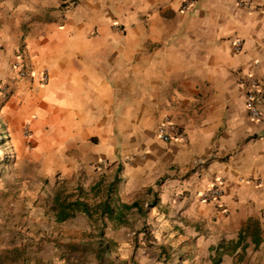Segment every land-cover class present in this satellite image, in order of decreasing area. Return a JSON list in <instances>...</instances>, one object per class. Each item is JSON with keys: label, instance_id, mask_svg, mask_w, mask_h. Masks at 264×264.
<instances>
[{"label": "crops", "instance_id": "crops-1", "mask_svg": "<svg viewBox=\"0 0 264 264\" xmlns=\"http://www.w3.org/2000/svg\"><path fill=\"white\" fill-rule=\"evenodd\" d=\"M182 1L0 0L2 133L49 184L0 189V264L264 261V100L251 120L239 83L264 81V0ZM164 120L185 139L161 141ZM59 186L92 215L58 221Z\"/></svg>", "mask_w": 264, "mask_h": 264}, {"label": "rangeland", "instance_id": "rangeland-1", "mask_svg": "<svg viewBox=\"0 0 264 264\" xmlns=\"http://www.w3.org/2000/svg\"><path fill=\"white\" fill-rule=\"evenodd\" d=\"M19 137V142L16 141L17 139H14L13 142L12 137H8V135H4L2 133V126L0 125V189H7L8 187H12V173L18 175L16 177L18 178V180H15L14 186L16 188L29 187L30 185H34L37 188L41 187V189H44L46 187L48 188L49 184L47 181L44 182L43 179L37 177V179L35 178L36 180L29 178V174L31 175V177L33 173L37 174V172H39V170L41 169V166L37 165V163L34 164L33 160L30 159L32 152L26 145L23 134H20ZM58 192L60 193V196L56 198H58L60 201H66V199L73 200L72 195L67 194L66 191L63 190L62 186H59ZM39 198L41 197H38V199ZM48 201H50V196L42 198V203L46 204ZM86 202L90 207L95 205V201L93 200H87ZM99 218L100 217H98L95 222H92V224H90V227L86 229V236H83L85 239V243H89V235H91L93 231L96 235L104 238L106 227L102 220L99 221ZM93 224L95 225L94 228ZM87 230L89 231V233H87ZM131 230L134 231L136 229L131 228ZM83 251L86 253L85 262H90L91 259L88 258H90L92 248L89 245H85ZM103 264H109L108 260H103ZM231 264H264V261L261 258L255 257L253 259L252 256H249L244 260H234L231 262Z\"/></svg>", "mask_w": 264, "mask_h": 264}, {"label": "built area", "instance_id": "built-area-1", "mask_svg": "<svg viewBox=\"0 0 264 264\" xmlns=\"http://www.w3.org/2000/svg\"><path fill=\"white\" fill-rule=\"evenodd\" d=\"M194 6V0H183L180 10L187 11ZM250 9V5H247ZM234 53H240L242 50V43L240 40H235L232 45ZM14 68L19 78H25L29 75V69L23 64L22 59L15 62ZM42 83L48 81V74L46 71L41 75ZM239 83L243 88L244 93V107L251 120L255 121L260 119V107L264 100V81L255 78L250 74H244L240 77ZM157 136L163 142H171L173 140L185 139L183 131L178 125L170 120H164L157 129ZM222 196V191L218 187H210L199 195V200L203 203H218ZM220 210L224 213L225 209L222 205L219 206Z\"/></svg>", "mask_w": 264, "mask_h": 264}, {"label": "trees", "instance_id": "trees-1", "mask_svg": "<svg viewBox=\"0 0 264 264\" xmlns=\"http://www.w3.org/2000/svg\"><path fill=\"white\" fill-rule=\"evenodd\" d=\"M54 210H56V219L58 221H64L68 218H70L75 212H82L86 215H92V212L90 211V208L87 203L80 201V200H74V201H60L58 198L54 200ZM122 208H128L127 206H123ZM96 209H101V216L105 213L107 215L112 214V210H110L107 205L104 206L102 204H99V206ZM117 219L120 218L118 215L116 217Z\"/></svg>", "mask_w": 264, "mask_h": 264}]
</instances>
